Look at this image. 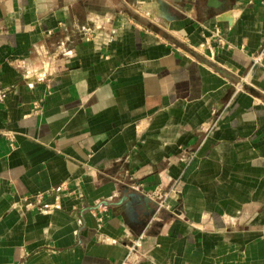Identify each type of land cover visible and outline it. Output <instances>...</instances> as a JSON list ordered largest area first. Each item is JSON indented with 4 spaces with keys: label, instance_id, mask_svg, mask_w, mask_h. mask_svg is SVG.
I'll return each mask as SVG.
<instances>
[{
    "label": "crops",
    "instance_id": "crops-1",
    "mask_svg": "<svg viewBox=\"0 0 264 264\" xmlns=\"http://www.w3.org/2000/svg\"><path fill=\"white\" fill-rule=\"evenodd\" d=\"M263 44L264 0H0V264H264Z\"/></svg>",
    "mask_w": 264,
    "mask_h": 264
},
{
    "label": "built area",
    "instance_id": "built-area-1",
    "mask_svg": "<svg viewBox=\"0 0 264 264\" xmlns=\"http://www.w3.org/2000/svg\"><path fill=\"white\" fill-rule=\"evenodd\" d=\"M213 33H214V37L217 38L220 47L222 48L228 47L226 41L220 36V32L218 28H215ZM212 55H214L213 51H212ZM263 61H264V44L262 48L255 55L252 56V62H253L252 67L262 65ZM36 107L38 108V104H36ZM172 194H173V190H169L165 192L162 188H158L155 191L148 193L147 196L150 199L157 201L158 208L159 210H161V209H171V206L168 203V199L171 197ZM143 239H144V235H141L128 247L130 255L132 253H135L142 246Z\"/></svg>",
    "mask_w": 264,
    "mask_h": 264
}]
</instances>
